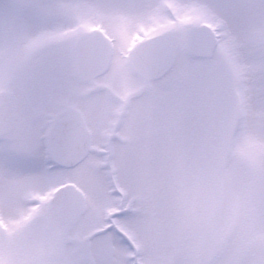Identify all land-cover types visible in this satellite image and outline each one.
<instances>
[{"label": "snow or ice", "instance_id": "snow-or-ice-1", "mask_svg": "<svg viewBox=\"0 0 264 264\" xmlns=\"http://www.w3.org/2000/svg\"><path fill=\"white\" fill-rule=\"evenodd\" d=\"M0 264H264V0H0Z\"/></svg>", "mask_w": 264, "mask_h": 264}]
</instances>
